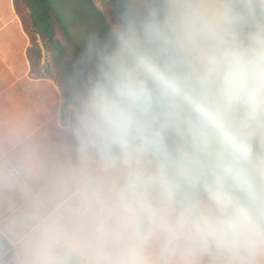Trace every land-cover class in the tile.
Segmentation results:
<instances>
[{
    "label": "rangeland",
    "instance_id": "374dc122",
    "mask_svg": "<svg viewBox=\"0 0 264 264\" xmlns=\"http://www.w3.org/2000/svg\"><path fill=\"white\" fill-rule=\"evenodd\" d=\"M131 1L139 16L157 30L147 0ZM103 2L97 0L101 9ZM168 4L180 31V37L176 36L178 48L209 94L212 111L243 140L242 147L260 149L262 159L257 165L264 171V79L257 81L255 97L247 104L227 105L218 89L223 71L234 58L255 59L257 54H264V20L257 28L255 21V13H264V0H168ZM18 11L28 19L25 5L18 4ZM25 32L33 35L29 28ZM38 44L42 54L39 59L35 53L33 79L51 87L46 91L50 101L45 110L53 114L59 99H63V113L66 110L71 122V142L74 144L76 135L85 130L95 170L100 174L97 185L92 182L84 192L82 206L86 214L90 213L83 218V227L85 239L93 242V248L76 256L60 247L52 264H264L262 224L218 176L220 190L185 208L169 190L162 165L152 159L145 141L107 164L86 122L91 119L107 126L104 118L92 103L94 110L88 111L40 40ZM66 95H73L75 103L66 106ZM73 150L71 145L70 165H74ZM72 228L69 221L68 230ZM28 251L10 250L0 237V264H34L26 258Z\"/></svg>",
    "mask_w": 264,
    "mask_h": 264
},
{
    "label": "trees",
    "instance_id": "16d2710c",
    "mask_svg": "<svg viewBox=\"0 0 264 264\" xmlns=\"http://www.w3.org/2000/svg\"><path fill=\"white\" fill-rule=\"evenodd\" d=\"M92 1L107 23L138 58L172 87L193 99L215 121L220 130L256 164L258 159H262L260 149L242 147L243 140L233 131L227 129L223 125L220 115L212 111L209 94L195 76L188 57L178 48L176 39L178 36L180 37V31L174 23L168 0H147L155 17L157 30L150 28L139 16L131 0H104L103 9L98 6L97 0ZM20 3L25 5L29 11L27 20L21 17L18 11ZM14 7L17 16L22 21L24 32L29 28L33 33L31 35L25 32L30 40L27 55L31 65V74L34 75L36 66L35 53L39 59L41 58L42 50L38 44V40H40L69 88L80 98L83 105H86L89 112L94 110L90 105L92 103L104 118L107 126L93 123L91 119H86V122L89 124L93 139L97 141L100 154L107 164L112 163L134 145L145 141L152 159L162 165L164 179L169 190L180 198L185 208L193 206L198 201L220 190L221 183L217 176L242 198L217 171L213 170L199 156L125 103L130 123L122 127H117L114 124L111 119V113L114 110L112 98L118 96L101 79L84 54L71 40L48 0H14ZM263 20L264 13H255L256 28ZM194 64L196 66L195 61ZM103 67L110 78H116L109 68ZM118 87L126 96L133 98L132 94L120 82H118ZM72 96H65L66 106L75 103ZM161 133L165 134L167 139H164ZM76 143L81 167L84 170V182L87 183L96 176V170L84 129L82 135H76ZM59 183L61 185L64 180L59 179ZM34 193L37 194L36 191ZM69 196V192H65L61 196L55 193L54 199L50 203L40 195L38 199L46 212L50 214ZM242 200L244 201L243 198ZM244 203L246 204L245 201ZM246 206L248 207L247 204ZM248 209L257 219L249 207ZM0 237L12 250L13 247L8 240L2 234Z\"/></svg>",
    "mask_w": 264,
    "mask_h": 264
},
{
    "label": "crops",
    "instance_id": "0c3cea01",
    "mask_svg": "<svg viewBox=\"0 0 264 264\" xmlns=\"http://www.w3.org/2000/svg\"><path fill=\"white\" fill-rule=\"evenodd\" d=\"M29 46L14 0H0V234L13 248L28 249L26 258L34 264H52L60 247L76 256L93 248L83 227V218L90 213L82 206L84 192L92 182L97 185L100 174L84 182L63 99L48 115L46 91L51 87L33 79ZM71 145L74 165L69 160ZM59 179L64 183L60 185ZM65 192L70 196L50 214L38 199L40 195L50 203L55 193ZM87 198L91 199L89 194Z\"/></svg>",
    "mask_w": 264,
    "mask_h": 264
},
{
    "label": "water",
    "instance_id": "95a60500",
    "mask_svg": "<svg viewBox=\"0 0 264 264\" xmlns=\"http://www.w3.org/2000/svg\"><path fill=\"white\" fill-rule=\"evenodd\" d=\"M71 40L126 105L217 171L264 228V173L193 99L172 87L122 41L92 0H48ZM115 75L110 78L104 67ZM120 82L131 94L126 96Z\"/></svg>",
    "mask_w": 264,
    "mask_h": 264
},
{
    "label": "clouds",
    "instance_id": "9594fccd",
    "mask_svg": "<svg viewBox=\"0 0 264 264\" xmlns=\"http://www.w3.org/2000/svg\"><path fill=\"white\" fill-rule=\"evenodd\" d=\"M264 79V54L255 59L234 58L223 71L218 83L219 95L227 105L247 104L255 97L253 91L257 81ZM111 119L117 127L130 123L124 101L112 98Z\"/></svg>",
    "mask_w": 264,
    "mask_h": 264
},
{
    "label": "bare ground",
    "instance_id": "6f19581e",
    "mask_svg": "<svg viewBox=\"0 0 264 264\" xmlns=\"http://www.w3.org/2000/svg\"><path fill=\"white\" fill-rule=\"evenodd\" d=\"M100 178V177H99ZM70 201V200H69Z\"/></svg>",
    "mask_w": 264,
    "mask_h": 264
}]
</instances>
